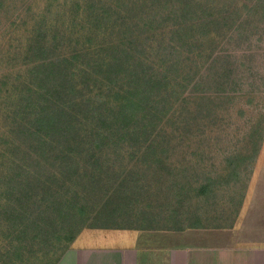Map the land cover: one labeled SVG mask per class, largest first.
<instances>
[{
  "label": "rangeland",
  "instance_id": "1",
  "mask_svg": "<svg viewBox=\"0 0 264 264\" xmlns=\"http://www.w3.org/2000/svg\"><path fill=\"white\" fill-rule=\"evenodd\" d=\"M147 1L0 0V264H56L72 233L231 225L264 193V5L234 0L235 32L179 40L180 71L143 87L139 35L131 54L102 44Z\"/></svg>",
  "mask_w": 264,
  "mask_h": 264
},
{
  "label": "crops",
  "instance_id": "2",
  "mask_svg": "<svg viewBox=\"0 0 264 264\" xmlns=\"http://www.w3.org/2000/svg\"><path fill=\"white\" fill-rule=\"evenodd\" d=\"M250 202L227 226L84 234L56 264H264V193Z\"/></svg>",
  "mask_w": 264,
  "mask_h": 264
},
{
  "label": "trees",
  "instance_id": "3",
  "mask_svg": "<svg viewBox=\"0 0 264 264\" xmlns=\"http://www.w3.org/2000/svg\"><path fill=\"white\" fill-rule=\"evenodd\" d=\"M181 1H182V4L184 5L180 9H178L175 7V5H173L172 8L167 7L166 5H165L166 7H161L159 4H157L156 6L154 0H148L147 2H150V4L148 6H144L143 12L145 14L143 15H146V17H150L151 18L150 20L148 19V20L140 22V18L137 17V21L133 24L129 23L127 25L124 22L123 26L120 27V29L118 30L119 33L117 34L116 37H112V35L110 34L109 37H107V39L106 40L104 39L103 41L104 42L102 44L103 50H106V48L111 49V47L119 50V47H123L124 52L131 54L132 49L134 51L138 47L137 45L138 39L135 41L134 38H132V34H135L136 37L137 35H139V39L142 42V44H145L146 47L149 48L148 49L149 52H147V54L150 53L149 54L150 57L147 58L145 61H143L144 68H146V70L143 71V74L145 75H142L141 77L138 78V80L140 81L144 76L145 79L140 84L143 87L146 85H151L152 80H157V81H161V83H164L167 81V78H166L167 75L176 74V71H180L179 65L181 64V62L178 60V58L174 56L171 57L170 55V54H175V51H177L176 48L179 47V45L182 46V44H179L180 41L185 42L189 38L195 37V34L196 35H198L199 33L202 34L203 29L206 31L207 34L209 32H212V34H215L217 36H219L218 30H222L220 27H223L226 30L224 33L227 32V34L229 32L232 33L236 31L234 24L237 21H239V17H237L236 15L237 14L236 10L239 11L240 6L235 7L234 5H236V3L234 2V0H225V1L202 0L200 1L202 5H200L199 7H196L195 5L196 0H181ZM257 1H259V3L256 4L258 7L261 4L264 5V0H257ZM249 2L250 0H248V4L246 3L248 8H250ZM163 8L167 10L166 17L163 16L160 19L158 18L152 19V17L150 16L152 14L153 15L157 13L165 14ZM131 10H134V8L131 7L130 12ZM199 11H202V12L206 11L205 15L198 17ZM231 13L235 15H231ZM202 17L210 18L211 22H209L208 24L202 23L203 25L200 23V29H197L198 24L196 23V21L197 19H201ZM102 23L104 24V26L111 25V23L108 21L106 23L105 22H102ZM113 25L117 26L116 24H113ZM216 25L218 26L216 27ZM215 27H216V30L214 29ZM154 28L161 29L164 33V36L166 33H169L171 35L170 42L168 43L166 48L163 47L164 42H162L163 40L160 36H156L154 38V41L152 40V37L155 36V33H152V31L155 30ZM168 29H170V31H167ZM212 34H208V35H212ZM159 42H160V47L159 46L156 47V43H159ZM128 45L130 46L131 51L129 50ZM174 46L176 48H173ZM153 48H154V51H151ZM171 49H173L172 52H171ZM138 52H140V50ZM154 53H157L158 56H155ZM165 53H168V54H165ZM147 54H146V57H148ZM94 57H95L94 55L91 57L92 60L96 59ZM173 59H174V62H172ZM45 61L46 60H44V62ZM68 61H69L68 59L65 60L63 58L58 59L56 62L49 61L48 64L45 65L46 66L45 68L54 66L58 68L57 72L61 74L63 73V70L66 69V66H68V65H63V64L68 63ZM88 63L89 62H87V64ZM89 66H92V65L89 64ZM147 72H149V76H147L148 75ZM163 77L164 79H162ZM147 106H148V100L145 97L142 98V97L136 96V100L135 98L131 99L130 97L128 103L126 102V106L123 107V116L124 114L127 113L128 110L133 111V112H139V110L142 111V110L147 109L146 108ZM135 114L136 113H134V115ZM124 117H126V115ZM130 133L132 134L131 131ZM127 134H129L128 130L125 133L122 130L121 137L126 138ZM148 140H149V137H145V141H144L145 144H146V141ZM140 142L141 141L139 137L137 138V140H134V144L136 146H138ZM99 145H101V143H99ZM71 147H69V149L72 153H74V150ZM83 152H84V149L80 150L78 153L83 155ZM43 155L44 157L47 156L45 154ZM60 156L61 155H59V157ZM51 158L52 160L50 163L57 164V160H55L57 157L53 158L51 156ZM97 160L98 159L95 158L93 163H98L99 160L98 161ZM199 224L200 223L198 222L196 225L198 226ZM69 237L71 241L69 242L68 245L74 242L76 233L70 234ZM57 238H62V237L60 236Z\"/></svg>",
  "mask_w": 264,
  "mask_h": 264
}]
</instances>
